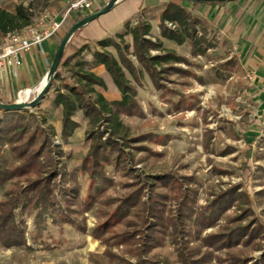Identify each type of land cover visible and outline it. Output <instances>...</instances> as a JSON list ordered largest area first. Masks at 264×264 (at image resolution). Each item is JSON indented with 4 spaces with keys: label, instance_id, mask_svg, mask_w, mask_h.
<instances>
[{
    "label": "trees",
    "instance_id": "trees-1",
    "mask_svg": "<svg viewBox=\"0 0 264 264\" xmlns=\"http://www.w3.org/2000/svg\"><path fill=\"white\" fill-rule=\"evenodd\" d=\"M37 14L32 6L23 2L14 12L0 8V36L22 32L34 23ZM86 17H79L75 24ZM137 21L135 25L128 24L125 33L116 35L119 42L107 38L96 43L99 49L95 51L91 44L82 46L61 62L53 81L62 80V70L71 74L70 79L75 81L73 85L65 84L64 91H58L54 105L62 108L61 139L65 142L80 128L75 120L78 114L88 121L86 141L90 149L80 170L94 182L89 188L76 173L67 169L63 151L54 146L53 138L57 136L54 127H45L48 119H41L29 111L1 110L4 115L0 116V191L3 192L0 245L11 249L28 248L29 240L34 245L40 244L51 223L67 224L86 232V225L77 223V218L97 209L101 222L93 231L95 238L108 247L128 246L131 254L137 257L136 264H169L157 257H147L167 239L176 246L181 264H211L214 254L222 252L225 257L216 258L219 264H264V224L255 216L251 199L243 187L233 186L228 191L214 193L208 205L200 208L198 191L192 187L193 178L175 174L151 177L139 175L132 169L129 162L133 158L126 152L131 148L129 129L121 117L143 116L144 113L126 71L134 80H139L140 72H146L156 88L161 89L166 76L183 72L175 66L187 63L184 57L166 50L161 39L154 38L152 25L142 14ZM159 28L162 38L179 46L189 45L194 56H205L213 48L207 41V29L201 19L176 1L162 9ZM127 36L132 38V43L123 48ZM110 48L116 50L118 57L109 51ZM92 52L94 65L103 66L121 92L120 101H108L98 91L97 88L106 90V83L85 67L87 63H73ZM153 52L158 54L153 55ZM129 54L136 58L140 69ZM232 64L229 62L224 68L230 70ZM9 155L18 163L14 167H9ZM55 155H60V159L56 160ZM107 166H113L122 176L134 181L133 191L115 200L116 203L103 199V191L113 184L106 175ZM232 207H236L238 213L228 218L216 233L203 237L207 230L226 218ZM29 218H33V232ZM120 226L124 228L115 233ZM195 241L200 245L191 246ZM239 246H251L262 255L243 257V251L234 252Z\"/></svg>",
    "mask_w": 264,
    "mask_h": 264
},
{
    "label": "rangeland",
    "instance_id": "rangeland-1",
    "mask_svg": "<svg viewBox=\"0 0 264 264\" xmlns=\"http://www.w3.org/2000/svg\"><path fill=\"white\" fill-rule=\"evenodd\" d=\"M165 1H176L186 9L193 5L188 1ZM240 1L247 3L255 0ZM22 2L26 6H32L38 12L36 19L45 12L62 15L66 7V0H0V8L14 12ZM135 2L137 0H126L123 4L116 5L109 13L77 32L69 43L62 61H66L88 43L95 51L99 49L96 44L99 41L112 38L119 42L116 35L125 33L126 26L135 20L131 18V15L127 16L129 12L136 10L135 5H132ZM104 3L99 2L94 8L100 7L99 10H102ZM167 4L161 3L158 7L148 8L146 12L141 13L150 23L154 21L151 25L156 27V20L160 19V13ZM193 12L194 17L201 19L206 27L207 41L213 46L205 56H194L189 45L177 46L169 43L160 34L159 38L165 44L166 50L174 51L186 59V64L175 66L183 72L166 76L162 82L163 87L157 89L146 72H140L139 80H134L126 71L128 79L137 90V101L144 113L143 116L123 115L121 117L124 125L129 129L131 148H127L126 152L133 158L129 163L139 175L153 177L175 174L193 178L192 187L198 191L197 205L200 208L208 205L214 193L228 191L231 187L240 185L251 199L255 216L264 224V121L262 124L254 122L250 111L242 109L241 102H237L238 97L233 94L232 85L228 81L230 75L223 66L226 62H222L229 52L222 49L216 51L221 42L217 39L214 27H210L209 22L203 20L195 11ZM83 15V13L73 15L56 35L57 39H64L76 20ZM197 29L201 35V28L198 26ZM159 31L161 32L160 29ZM131 43L132 38L127 36L122 47ZM109 51L118 57L115 49L110 48ZM152 54L157 55L158 52ZM128 56L140 69L136 58L130 54ZM54 57L46 66L43 79L48 74ZM77 62L87 63L85 67L105 81L107 89H97L108 101L122 99L121 92L106 69L103 66L94 65L93 52L86 53L73 61V63ZM232 66H235L234 62ZM61 73L62 80L53 83L40 106L22 112L29 111L41 119H48L49 124L45 127L49 125L54 127L57 133V136L53 138L54 146L63 151L67 169L76 173L89 188L94 182L92 180L90 182L80 170L82 161L90 149L86 141L88 121L81 113L75 118L80 128L68 142L61 139L62 108L54 105V99L58 91L65 90V84L75 83L70 79L71 74L67 71L62 70ZM38 88L39 86L34 92L32 91L26 101L31 102L37 97ZM28 90L33 89L21 91ZM21 91L15 95L12 94L10 98L6 94L2 95L4 102L6 104L21 102L19 97ZM3 115L4 113L0 110V116ZM6 151H9L8 148ZM60 157L55 155L56 160ZM16 164L18 163H14V157L9 155V167H14ZM105 168L106 175L113 184L103 191V199H112L113 203H116L115 200L133 191L134 181L122 176V173L115 170L113 166ZM0 198H3L1 191ZM237 213L236 207H232L226 213V218H223L218 226L207 230L203 237L216 233L220 226L226 224L228 218L234 217ZM100 216L98 210L94 209L77 218V223L86 225V232L67 224L53 225L50 222L47 231L43 234V242L40 244L34 245L29 240L28 248L7 249L0 245V264H136L137 257L131 254L128 246L119 244L108 247L95 238L93 231L101 222ZM29 225L33 232L35 230L33 218H29ZM121 226L115 229V233H120L124 228ZM199 245L197 241L191 244L196 247ZM108 251L115 257L109 255ZM238 251H243V257L247 258H258L262 255L261 251L251 246L245 248L239 246L234 252L238 253ZM214 255L211 264H219L216 258L225 257L223 252ZM147 257H157L169 264H181L176 246L168 239L163 246L154 249Z\"/></svg>",
    "mask_w": 264,
    "mask_h": 264
},
{
    "label": "crops",
    "instance_id": "crops-1",
    "mask_svg": "<svg viewBox=\"0 0 264 264\" xmlns=\"http://www.w3.org/2000/svg\"><path fill=\"white\" fill-rule=\"evenodd\" d=\"M102 1L105 2L104 7L110 2V0ZM125 1L123 0L118 5ZM164 2L170 3L165 0H137L135 4H132L135 5L136 10L129 12L127 16L131 15V18H135L132 22L135 25L141 14L146 19L141 12H146L148 8L158 7ZM192 4V7L187 10L192 14L195 11L203 20L209 22L210 27H214L217 39L221 42L216 51L222 49L229 52V55L222 61L226 62L224 65L229 62L235 63L230 70L226 67L225 69L230 75L228 81L232 85L233 94L238 97L237 102H241L242 109L250 111L254 122L262 124L264 121V0L247 3L234 1L221 5L194 2ZM99 8L95 11H99ZM158 28L159 20H156L153 35L154 38L160 39L161 32ZM62 40L55 36L44 43L42 48H33L23 55L22 66L18 69L17 77L10 74L0 76V98L3 102L5 101L2 96L4 94L10 98L12 94L15 95L23 89L34 91L39 86L45 75L46 66L50 60L52 61ZM167 41L179 46L175 42ZM164 48L166 49L165 44ZM248 72L254 73L253 80L247 79Z\"/></svg>",
    "mask_w": 264,
    "mask_h": 264
},
{
    "label": "built area",
    "instance_id": "built-area-1",
    "mask_svg": "<svg viewBox=\"0 0 264 264\" xmlns=\"http://www.w3.org/2000/svg\"><path fill=\"white\" fill-rule=\"evenodd\" d=\"M101 1L66 0L65 12L62 15L45 12L39 19L35 18L34 23L22 32L11 33L5 37L0 36V76L10 74L17 77L18 69L22 66L23 55L33 48H42L44 43L61 32L65 24L76 13L89 16L97 12L94 7ZM168 26L174 28L171 24ZM253 77L254 73L248 72L247 79L253 80ZM23 92L19 93V97Z\"/></svg>",
    "mask_w": 264,
    "mask_h": 264
},
{
    "label": "water",
    "instance_id": "water-1",
    "mask_svg": "<svg viewBox=\"0 0 264 264\" xmlns=\"http://www.w3.org/2000/svg\"><path fill=\"white\" fill-rule=\"evenodd\" d=\"M123 0H111L102 10H99L80 22L76 23L68 32V34L63 39L62 43L60 44L57 53L54 57V60L52 62V65L50 67V70L47 74L48 81L45 84L44 88L38 93L37 97L34 98L31 102H17L13 104H6L4 103L0 98V110H3L5 112H22L26 110L36 109L40 106L41 102L45 99L48 92L52 88L53 81L55 80V77L58 73V69L60 67V64L64 58V55L66 53L67 47L69 43L71 42L72 38L75 36V34L79 31H81L84 27L88 26L90 23L94 22L95 20L99 19L101 16L109 13L116 5L121 3ZM180 1H188V2H194V3H212V2H220V3H228V2H234V1H240V0H180Z\"/></svg>",
    "mask_w": 264,
    "mask_h": 264
},
{
    "label": "bare ground",
    "instance_id": "bare-ground-1",
    "mask_svg": "<svg viewBox=\"0 0 264 264\" xmlns=\"http://www.w3.org/2000/svg\"><path fill=\"white\" fill-rule=\"evenodd\" d=\"M48 79V76L46 75V77L42 80V82L39 84V88H38V93L44 88V86H45V84L47 83V80ZM35 91V90H34ZM33 91V92H34ZM32 93V90H28V91H25V93L22 95V96H20V101L21 102H28V101H26L28 98H29V96H30V94Z\"/></svg>",
    "mask_w": 264,
    "mask_h": 264
}]
</instances>
